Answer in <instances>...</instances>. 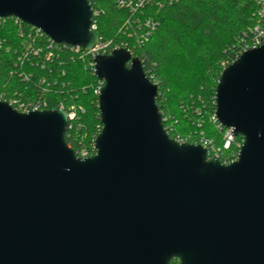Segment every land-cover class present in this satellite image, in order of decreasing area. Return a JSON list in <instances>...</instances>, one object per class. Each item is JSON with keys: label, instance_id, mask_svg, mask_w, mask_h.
<instances>
[{"label": "water", "instance_id": "1", "mask_svg": "<svg viewBox=\"0 0 264 264\" xmlns=\"http://www.w3.org/2000/svg\"><path fill=\"white\" fill-rule=\"evenodd\" d=\"M88 0H0L54 44L91 51ZM101 130L80 159L64 110L0 100V264H264V45L224 68L215 118L236 161L167 134L157 85L120 48L94 59Z\"/></svg>", "mask_w": 264, "mask_h": 264}, {"label": "trees", "instance_id": "2", "mask_svg": "<svg viewBox=\"0 0 264 264\" xmlns=\"http://www.w3.org/2000/svg\"><path fill=\"white\" fill-rule=\"evenodd\" d=\"M98 15L96 33L102 41L130 50L142 62L146 77L158 87L156 105L170 138L191 144L201 139L222 147L223 129L213 120L220 74L241 49L243 32L255 24L250 0H178L162 10H150L156 29L135 46L123 35L128 11L113 0H91ZM91 58L81 50L53 44L37 29L9 17L0 19V98L7 103H40L45 110L74 109L65 142L74 152L94 154L101 130L99 80ZM238 142L242 138L238 137ZM237 151V150H236ZM222 152V164L234 159ZM209 151L208 159L212 158ZM171 264H179L174 260Z\"/></svg>", "mask_w": 264, "mask_h": 264}, {"label": "built area", "instance_id": "3", "mask_svg": "<svg viewBox=\"0 0 264 264\" xmlns=\"http://www.w3.org/2000/svg\"><path fill=\"white\" fill-rule=\"evenodd\" d=\"M90 1L91 0H88L89 4H90ZM113 1L117 5L118 8L128 11L129 16L124 18L125 25L130 24L133 26L132 28H125L123 31V35L125 34L127 35V37L132 38L134 40L135 46H140L143 44V42H146L148 40V38L152 35V33L156 29V22L153 20V17L148 15V12L150 10H156V11L162 10L164 9L166 5H171L172 3L177 2L178 0H113ZM250 1H252V3L254 4L255 24L247 32H243L244 38L241 39V49L235 60H237L244 52L264 45V0H250ZM92 14L93 16H92L91 31L97 34L94 17L97 16L98 13L97 11L95 12L93 8H92ZM120 48H124V47L113 45L111 41H102L101 37L99 36L98 44L89 52H83L78 47L71 48V49H74L75 51L81 50L84 54H86L87 56H89V58H91L92 63H90V66L92 68L93 74H95V69H94L95 57L98 55H110L112 51L120 49ZM124 49L130 52L129 49L127 48H124ZM130 54L132 55L131 52ZM132 57L134 56L132 55ZM227 66H225L224 68H226ZM99 82H100L99 87L95 91L97 95H99L100 89L103 86V83L101 81ZM8 105H10L13 109H15L17 112H20V113H28L30 111H36V110H41V111L45 110V108H43L40 103L27 104V105L26 104L16 105L14 104V102H10L8 103ZM59 109L64 110L62 107H60ZM66 114H67L68 123H69V120L73 119L75 116L74 109L71 107L70 111L68 113L66 112ZM213 120L218 124L220 128H222L219 125V123L216 121L215 116L213 117ZM222 129H223V133H222V147L221 148L212 146L211 142H208L204 139H201L198 142V144L205 145L208 149V153L210 151L213 154L212 158H215L217 160L222 155V152H227L231 150L232 152L231 154L234 155V159L231 160L229 163L224 164V165H227L237 160L240 148L243 143V139L241 140V142H238L237 140L238 137H236L232 129H224V128ZM175 140L181 143L185 142L177 137L175 138ZM93 151L95 154L94 144H93ZM75 154L80 159H86L94 155L86 148L80 149L78 152H75Z\"/></svg>", "mask_w": 264, "mask_h": 264}, {"label": "flooded vegetation", "instance_id": "4", "mask_svg": "<svg viewBox=\"0 0 264 264\" xmlns=\"http://www.w3.org/2000/svg\"><path fill=\"white\" fill-rule=\"evenodd\" d=\"M177 260V259H176Z\"/></svg>", "mask_w": 264, "mask_h": 264}]
</instances>
